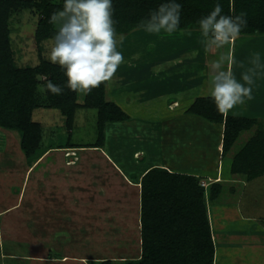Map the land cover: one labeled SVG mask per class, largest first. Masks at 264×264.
<instances>
[{"label":"crops","instance_id":"1","mask_svg":"<svg viewBox=\"0 0 264 264\" xmlns=\"http://www.w3.org/2000/svg\"><path fill=\"white\" fill-rule=\"evenodd\" d=\"M185 31H176L169 36L163 35L166 34L164 31L157 34L152 33L154 38L158 35L155 41L156 46L159 47L160 43L166 44L171 47L170 53L173 49H177V54L173 55L172 58L178 59L177 62H174V65L172 63L166 65L167 63L161 60L164 57L163 59L168 61L169 57L172 56H168L171 55L170 53L163 56L158 48L155 50L158 53L155 59L159 62H153L157 63L156 67L155 64H150V62L140 65L139 62L145 59L142 52L136 53L134 51L138 47L137 42H133V46H128L127 44L121 45L122 42L120 41L117 50L123 56L126 55L128 59L129 55L126 53L131 50L133 52L129 56L130 59H128L127 64H123L121 68L117 69L114 79L106 82L105 91L106 100L116 104L129 117L128 121L110 123L105 126V142L101 149L50 150L30 168L25 166L23 159L25 167L22 178L23 183L18 192L17 200L13 206L0 211V214H3L10 208L16 207L20 200V194L22 192V195L27 193L29 180L35 171L39 167L50 168L48 164L44 165L47 158L51 161L58 158L56 164L58 168L61 167L64 170L66 168L72 173V179L78 182L77 186H74L75 193L79 195L78 199L74 200L75 206L72 210L74 212L65 208L62 201H56L58 205L57 216L56 219H51L56 220V222L52 221L56 224V226H53L54 229L48 222L52 210L45 207L48 213L46 212L47 216L42 215L43 222L41 218H37L38 221L31 218L34 222L30 225V234L38 235L37 230H42V234L39 233L40 235H49L53 233L52 230H57L53 234L76 235L79 233L82 236L101 234L102 237L107 238L105 243H108L109 246H97L87 257L79 255L81 249L77 250L71 247L73 251H68L69 249L56 251L53 247H48L43 250L41 259L29 258L30 250L27 247L23 257L17 258L20 259L17 264H91L103 260L112 261L113 264L114 262L124 263L127 260L139 259L141 252L139 181L140 177L150 168H163L171 173L192 175L200 177L202 180L205 178L208 181L207 187L211 183H221L223 189L230 186L229 194L230 191H236L237 187H243L246 184L243 181L231 178L229 174L231 159L228 161L226 158L228 156L231 158L234 153L232 155L228 154L224 159L220 158L222 125L209 124L201 118L188 114L186 110L196 98L211 97V88L208 82L212 70L206 63L209 52L214 58H219L221 55L225 57V70L230 69L238 82L244 83L242 75L249 72V70L255 72L254 82L251 85L252 99L245 98L244 104H238L224 114L263 120L264 117L260 118L258 116H264V35L241 36L242 42L236 45L235 40L228 45L227 53H225L224 48L205 51V38L200 30ZM134 33L142 36L151 34L144 29L138 30L125 36L122 41ZM161 36L164 37V42ZM197 45L201 49H198ZM256 53L260 55L259 66L253 63L254 54ZM132 59L138 64L131 67L129 64ZM162 85L166 86L164 91L160 87ZM163 107H167L165 109L167 119L160 120ZM184 118L186 123L190 122L188 124L189 134H186L184 130L187 125L183 124L179 131H176L175 128L176 125L179 129V120ZM131 139L133 142H131ZM191 140L194 141V143H191L192 147L193 144L198 143H196V140L199 141L200 147L197 146V154L193 156L196 159L189 162L187 158L190 156L188 149L191 147ZM207 148H212L210 149L213 151L212 157L208 154L210 150L209 152L205 150ZM82 151H93L95 159L100 154L104 160L103 168L107 172L99 173V176L88 175L87 177L86 175L88 180L81 183L82 172L85 173L88 170L95 173L96 171L93 166L90 167L93 169L89 170L88 164L87 166L82 165L83 156L80 153ZM61 153L66 154V157L62 158ZM57 155L58 157H56ZM68 161L71 163H66ZM218 161H221V167H214L216 163L219 164ZM74 174L76 175L74 176ZM130 175L131 177L134 176L135 179H131ZM113 177H115L116 182H112ZM31 180L32 188L37 187L36 185L40 183L37 179L31 178ZM24 181H26V186H24ZM44 187H47V185ZM44 187L42 186V188ZM96 187L98 191L95 192L93 190ZM100 189V195H98ZM113 192L119 193V204L122 205L119 211L123 209L125 213L114 212L111 209L112 206L104 208L103 212L97 206L93 208L95 204H114V199L110 196ZM94 195H98L101 199H95L96 197L91 199ZM107 197H109L108 200ZM221 197L222 195L212 203L208 202L206 204L210 235L214 247L213 264H264V217L243 214L237 208V202L234 201L226 204V206L221 203L218 204L219 200L222 199ZM125 205L128 206L127 209H125ZM128 211H132V215L130 213L129 216ZM11 212L13 210L10 209L9 212L4 214ZM27 220H30V218ZM118 235L123 236L119 238L122 241L119 246L115 244L119 241L117 238L115 241L110 239V237H117ZM127 236H131L133 239L127 240ZM130 241H133L134 244ZM94 243L98 245L95 241ZM131 248L135 249L136 253L124 255V252H129L128 250ZM70 252L73 253L69 254ZM69 257H81V259Z\"/></svg>","mask_w":264,"mask_h":264},{"label":"trees","instance_id":"2","mask_svg":"<svg viewBox=\"0 0 264 264\" xmlns=\"http://www.w3.org/2000/svg\"><path fill=\"white\" fill-rule=\"evenodd\" d=\"M116 31L122 39L128 34L143 30L141 20L161 4L175 2L181 6L180 30H200L198 21L222 6V15H239L245 12L247 26L240 36L264 35V0H112ZM64 0H0V129L16 131L17 148L24 164L31 167L50 150L91 148L101 149L105 142V126L122 123L129 117L113 102L106 100V82L83 95L77 102V92L67 87L65 70L43 59L40 44L50 40L57 28L49 23L54 11L62 10ZM230 5L234 11H230ZM22 12L37 15L33 32L38 55L35 66L18 67L11 46L10 21ZM179 31V30H178ZM50 80L63 88L61 95L44 89ZM42 87V98L38 88ZM56 110L64 119L67 140L63 145L44 146L42 128L33 121L36 109ZM96 111L97 138L93 144L70 143L75 111ZM186 112L209 124L222 125L220 158L228 156L241 133L250 137L231 156V178L250 182L264 175V122L228 116L220 112L212 97L196 98ZM131 177V175H130ZM134 177V176H133ZM131 179H135V177ZM140 257L124 264H213L214 247L211 240L206 204L223 194L221 183H211L206 189L199 178L187 174L171 173L163 168L147 170L139 181ZM0 245L3 263L17 262L23 255L5 250ZM1 264V263H0ZM91 264H112V261H95Z\"/></svg>","mask_w":264,"mask_h":264},{"label":"rangeland","instance_id":"3","mask_svg":"<svg viewBox=\"0 0 264 264\" xmlns=\"http://www.w3.org/2000/svg\"><path fill=\"white\" fill-rule=\"evenodd\" d=\"M36 22H37V15L32 14V13H26V12H22L20 14L15 15L13 19L10 21L9 27H10L11 46L14 52V61L18 67H25V66L31 67V66H35L38 64L39 60H38V55H37V49H36L35 41L33 37V32L35 29ZM54 26L56 27V25ZM163 35L169 36L170 34L166 33ZM157 37L158 35L156 36V38ZM156 38L152 37V33L149 35H145V36H142L138 33H134L127 38L128 40L126 38L123 41L121 40L122 42L121 45L127 44L128 46H133V42H137L138 47H136L137 49H135L134 51L136 53H138L139 51L140 53L142 52V55L144 56V59H145L144 60L145 62L140 61L139 64L144 65L148 62H150V64H155L153 62L157 61L155 59L158 55V53L155 51L157 50V48L161 50V53L163 56L168 55V53H170L169 50L171 49L170 46L166 44H162V43H160L159 47L156 46L155 44ZM161 38L164 39L163 36H161ZM162 41L164 42L165 39ZM241 42L242 40L241 38H239L235 41V44L238 45ZM51 46H52V39L46 40L40 44L41 56L43 57V59L50 61V62H52L50 59ZM197 46L199 49L200 48L199 45ZM223 48H224L225 53H227L228 45H226ZM132 52L133 51L131 50L130 52L126 54L130 56ZM176 52H178L177 49L176 48L173 49L172 53H170L171 55H168V56H172V57H169L168 61L166 59H163L164 57H162L161 60L164 63L166 62L167 63L166 65H170V63L174 65V62L178 61V59H175V58L172 59L173 55L177 54ZM129 56H128V59H130ZM123 57H124V62L121 65L127 64L128 62L127 56L125 55ZM217 59L219 58L212 57L208 52V55L206 57V63L210 67L211 62ZM136 64L138 63L136 61H133L132 59L129 65L132 67ZM156 64H155V67H156ZM121 65L118 68H121L122 67ZM152 67L154 66L152 65ZM224 70H225V61H224ZM210 78H209V81H210ZM160 87H162V90L164 91L166 86L162 85ZM38 94L40 96L39 98L41 99L42 98V87L38 88ZM83 95L84 94L77 93L78 103H82ZM166 108L163 107V109L161 110L160 120L167 119L166 112H165ZM184 117L189 119L186 116ZM250 117H253V116H250ZM258 117L263 118L264 116H258ZM185 118L182 120H179V123H178L179 129L177 128L176 125H175V128L177 129L176 131H179L181 126H183V124L187 125V127H185L184 130L186 131L185 132L186 134H189L190 131L188 130V126H189L188 124H190V122L186 123ZM32 119L33 121L39 123L42 128V135H43L42 142L44 146L63 145L64 142L67 140L66 139L67 135L64 129V119L59 114L58 111L39 108L33 111ZM261 121L264 122V118ZM250 135H251V132L241 133L238 139L236 140L235 144L231 148L229 155H232L237 150H239L241 146L246 142V140L250 137ZM96 138H97L96 111L94 109H83V108L77 109L74 115L70 143L74 145H81V146L89 145V144H93ZM17 142H18V134L16 131H5V130L0 129V211L13 206V204L17 200V196L19 194L18 192L21 189V184L23 183L22 178H23L25 167L23 165L22 153L19 152L17 148ZM131 142H133L132 139H131ZM192 142L194 143V141L191 140L190 145ZM196 143L197 144H193V147L191 145V147H189L188 149L190 156L187 158V161L189 162L193 161V159H196V157H193V156L197 154V150H196L197 146L200 147L199 141L196 140ZM210 149L212 148H209V149L207 148L205 150L209 152ZM80 153L83 156L82 165L87 166L88 164L89 170L93 169V168H90L91 166L96 168L95 173H92L94 171H88V170L85 171V173L82 172L83 178L81 179V183H83V181L85 182L88 180L86 178V175L87 177L88 175L99 176L100 175L99 173L102 174L103 172H107L103 168L104 160L100 156V154H98V158L95 159L94 158L95 153L93 151H90V152L82 151ZM208 154L210 155V157H212L213 151L210 150ZM60 155L62 158L66 157V154L61 153ZM56 157H58V155ZM57 159L51 161L50 159L47 158L46 161L44 162V165L48 164L50 168L46 169V167L44 168L39 167L35 171L33 176L31 177V178L37 179L40 182L39 185L38 184L36 185L38 188L37 187L32 188L33 185H32V180L30 178L27 193L22 195L23 193L22 192L20 194V200L18 202V205L16 207L10 208L11 211L13 210V212L9 214H4V213L9 212L10 210L9 209L3 213L4 215L0 214L1 215L0 216V245H3V247L5 248L4 252L5 250L7 251L11 250L13 252H17V253L24 255L25 251L27 250L26 248L29 247V250H30L29 258L41 259L43 257V250L44 249L46 250V248L48 247H53L56 251L57 250L64 251L65 249H69L68 251H73L72 248H76L77 250L81 249V252L79 253V255L87 257L88 254L94 251V249L97 246H101V245H106V247L109 246L107 245L108 243H105V239L107 238L102 237L101 234L97 236L95 235L94 236L92 235L82 236L79 233H77L76 235H68V234H63V233L53 234L54 231H57V230H52L53 233H50V230H49V233H50L49 235H40L42 234V230H37V232L40 233V234L38 233V235L30 234L31 232L30 225L32 222H34V220H32L31 218H34L36 220L37 218L39 219L41 218L42 220L43 218L42 215L47 216L48 212L46 208L49 207L52 210V212L50 214V219L48 218V222H49V225L52 227V229H54L53 226H56V224L52 223V221L56 222V220H51V219H56L55 217L57 216V206L58 205L56 201H62V203L65 204V208L72 211L73 207L75 206L74 200L76 198L78 199L79 197V195H77V193H75L74 191L75 190L74 186H77L78 182L72 179L73 177L72 173L69 172L66 168L65 170L64 168H61V167L58 168V166L56 165L58 161ZM94 159L97 161H95ZM226 160L229 161L230 156H228ZM62 163L64 164V161ZM66 163L70 164L71 162L68 161ZM218 163L219 164L216 163L214 167L215 166L221 167L220 166L221 161H218ZM219 170L221 171V168ZM75 175L76 174H74V176ZM198 178H199V184H202L204 188H206L208 181L205 178L203 180L200 177ZM112 182H116L115 177H113ZM244 183L246 184H244L243 187H237L238 189H236V191H233V192L230 191V194L228 191L230 189L229 188L230 186L225 187L223 190L224 192L221 197L222 199L219 200L218 204L221 203L223 206H226V204H229L230 202L232 203V201H234V202H237L236 206L237 208H239V210L243 214L255 215V216H260L263 218L264 217V175L261 176L260 178H257V179H254L248 182V184L247 182H244ZM41 185L43 187L47 185V187L42 188ZM24 186H26V181H24ZM93 191L95 192L98 191L97 187ZM100 191L101 189L99 190L98 195H100ZM98 195H94L91 199H94L95 197H96L95 199L97 198L101 199ZM110 196L113 197L114 204H110V203L109 204L102 203L99 205L95 204L93 205V208L97 206L98 208H101L100 211L103 212L104 208L106 207L109 208L112 206L111 209L114 210V212H119L120 214L125 213L123 209L122 211H119L122 206L119 204V198H120L118 197L119 193L113 192L112 195ZM232 197H235V198L232 199ZM108 198L109 197H107V200ZM28 202H30V204H28ZM130 207L131 206L129 205V208ZM127 208L128 206L125 205V209ZM130 213L132 215V211H128L127 214L130 216ZM28 218H30V220H27ZM55 228L57 229V227ZM121 237L123 236L118 235L117 237L115 236L110 237V239L115 241L116 238L119 240V238ZM130 238L131 240L133 239V237L131 236L126 237L127 240H129ZM94 241L98 245H96ZM121 242L122 241L119 240L115 244L119 246L121 245ZM131 242L133 243V241H130V243ZM127 247H129V245H127ZM131 249L128 250L129 252H124V255H132L136 253L135 249L133 250ZM72 253L73 252H70L69 254H72ZM93 253H96V252H93ZM98 255H101V254H98ZM69 258L81 259V257H69ZM2 261H3L2 256H0V263L5 264V262L3 263ZM9 264H17V262H10ZM113 264H124V263L114 262Z\"/></svg>","mask_w":264,"mask_h":264},{"label":"clouds","instance_id":"4","mask_svg":"<svg viewBox=\"0 0 264 264\" xmlns=\"http://www.w3.org/2000/svg\"><path fill=\"white\" fill-rule=\"evenodd\" d=\"M222 6L217 3L206 17L199 21L205 51L222 49L239 38L247 26L246 13L222 15ZM112 0H64L62 10L54 11L49 23L56 25L52 38L50 59L65 70L67 87L87 95L102 83L112 81L118 67L124 62L117 50L122 40L116 31ZM230 11L234 6L230 5ZM181 6L175 2L164 3L150 11L149 17L139 26L149 33H174L179 29ZM225 57L211 62L209 86L217 109L226 113L245 98L252 99L254 70L242 75L244 83L238 82L232 71L224 70ZM260 55L254 54L253 63L259 66ZM234 62V61H233ZM251 73V74H250ZM47 92L61 95L63 88L50 80L44 85Z\"/></svg>","mask_w":264,"mask_h":264},{"label":"built area","instance_id":"5","mask_svg":"<svg viewBox=\"0 0 264 264\" xmlns=\"http://www.w3.org/2000/svg\"><path fill=\"white\" fill-rule=\"evenodd\" d=\"M240 37H241V36H239V38H240ZM239 38H238V39H239ZM236 40H237V39H236ZM200 185H201L202 187H204L202 184H200Z\"/></svg>","mask_w":264,"mask_h":264},{"label":"bare ground","instance_id":"6","mask_svg":"<svg viewBox=\"0 0 264 264\" xmlns=\"http://www.w3.org/2000/svg\"><path fill=\"white\" fill-rule=\"evenodd\" d=\"M133 39V38H132ZM137 44V43H136Z\"/></svg>","mask_w":264,"mask_h":264}]
</instances>
